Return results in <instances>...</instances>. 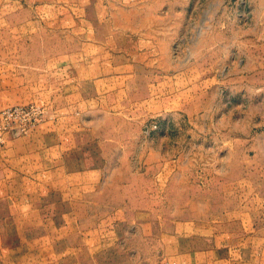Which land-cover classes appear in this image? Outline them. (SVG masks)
I'll return each mask as SVG.
<instances>
[{"label": "rangeland", "instance_id": "1", "mask_svg": "<svg viewBox=\"0 0 264 264\" xmlns=\"http://www.w3.org/2000/svg\"><path fill=\"white\" fill-rule=\"evenodd\" d=\"M0 178V264H264V0H0Z\"/></svg>", "mask_w": 264, "mask_h": 264}, {"label": "crops", "instance_id": "2", "mask_svg": "<svg viewBox=\"0 0 264 264\" xmlns=\"http://www.w3.org/2000/svg\"><path fill=\"white\" fill-rule=\"evenodd\" d=\"M82 1V0H80ZM96 3H100L99 2H96ZM48 7H51L50 5H48ZM52 13H54V8L55 6H52ZM98 8H100V6H98ZM79 34V33H78ZM92 34H95L92 33ZM81 38L85 37V33H80L79 34ZM85 42H83V44L86 45L85 47V53L84 55L85 56H95V57H114V55L112 54V51L110 50H104L103 49V43L101 42L100 38L99 37H93L92 35H89V36H86V39H84ZM106 59V58H105ZM106 62V61H104ZM119 66V64H118ZM106 80V78H101L99 80V82H104ZM105 84V83H104ZM6 170H4V172H2L1 176L4 178V174H5ZM3 178H0V181L3 182ZM80 183H86L87 180H83V179H79Z\"/></svg>", "mask_w": 264, "mask_h": 264}]
</instances>
